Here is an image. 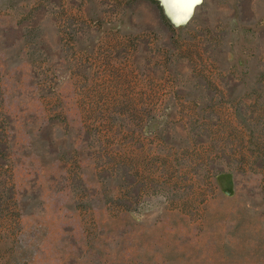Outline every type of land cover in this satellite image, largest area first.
Masks as SVG:
<instances>
[{
  "label": "rangeland",
  "instance_id": "1",
  "mask_svg": "<svg viewBox=\"0 0 264 264\" xmlns=\"http://www.w3.org/2000/svg\"><path fill=\"white\" fill-rule=\"evenodd\" d=\"M0 264H264V0H0Z\"/></svg>",
  "mask_w": 264,
  "mask_h": 264
},
{
  "label": "snow or ice",
  "instance_id": "2",
  "mask_svg": "<svg viewBox=\"0 0 264 264\" xmlns=\"http://www.w3.org/2000/svg\"><path fill=\"white\" fill-rule=\"evenodd\" d=\"M170 12L182 14L185 18L189 16L194 7L201 3V0H165Z\"/></svg>",
  "mask_w": 264,
  "mask_h": 264
}]
</instances>
